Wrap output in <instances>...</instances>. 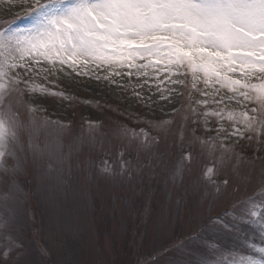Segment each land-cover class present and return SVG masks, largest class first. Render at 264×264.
I'll list each match as a JSON object with an SVG mask.
<instances>
[{"label": "snow or ice", "instance_id": "6c2138e0", "mask_svg": "<svg viewBox=\"0 0 264 264\" xmlns=\"http://www.w3.org/2000/svg\"><path fill=\"white\" fill-rule=\"evenodd\" d=\"M0 6L10 13L23 11L22 17L0 25V173L15 177L22 168L16 149L24 151L19 135L26 127L19 99L24 92L33 100L49 95L63 99L65 93L53 91L50 85L88 77L114 85L120 94L131 89L127 97L131 107L139 102L155 111L158 95L170 108L165 113L168 116L181 113L184 93L180 89L190 80L191 123L200 124L202 118L205 130L216 133L213 140L219 141L223 154L230 153L238 141L255 144L251 160L260 162L264 174V157L259 154L264 149V0H0ZM21 20L30 23L18 27ZM193 95L199 98L192 99ZM30 119L36 128L52 129L54 138L41 145L30 136L29 153L46 159L47 173L61 176L70 154L63 152L59 137L70 124L49 118L37 121L34 115ZM181 121L175 138L181 147L165 173L173 183L184 182L185 170L193 160L191 152L182 147L189 116H182ZM213 121L215 128L209 127ZM135 122L147 127L122 126V134L138 139L145 151L160 139L148 129L175 123L139 116ZM96 127L99 125L87 124L89 131ZM105 155L109 159L98 161L100 174H134L132 159L125 158L123 150L116 160L110 153ZM8 157L14 163L9 164ZM224 158L220 157L221 165ZM235 159L239 163L248 157L235 154ZM155 160L150 157L145 164L149 171ZM217 163L212 161L202 171L203 182L211 188L209 197L218 196L229 183L227 178H216L221 170ZM12 183V193L2 198L5 202L17 196L14 179ZM15 203L13 208L5 203L0 213V236L4 237L0 264H13L12 256L18 251L9 233L23 212L18 198ZM211 222L218 236L204 240L203 251L189 250V258L182 264H264V190L212 217ZM203 231L201 228L188 239L200 241ZM226 237L238 239L239 247L223 243ZM176 246L187 247L182 240Z\"/></svg>", "mask_w": 264, "mask_h": 264}, {"label": "rangeland", "instance_id": "374dc122", "mask_svg": "<svg viewBox=\"0 0 264 264\" xmlns=\"http://www.w3.org/2000/svg\"><path fill=\"white\" fill-rule=\"evenodd\" d=\"M18 16H23L22 10L10 13L0 6V25L17 20ZM28 23L21 20L17 26L23 28ZM186 84L187 87L180 89L184 100L177 116L165 114L170 108L158 95L155 111L139 102L131 107L127 98L131 89L120 94L114 85L88 77L57 80L55 85H50L53 91L65 93L63 99L49 95L33 100L24 92L19 98L21 117L26 125L19 133L24 151L16 149L23 161L22 168L15 177L0 173V213L4 212L5 203L9 208L15 207L17 198L23 208L9 230L18 247L12 256L13 264H182L189 258V250L203 251L202 242L218 236L212 217L230 211L239 202L264 190L260 162L245 159L237 163L235 159V154L242 150L252 157L256 145L238 141L230 153H221L219 141L213 140L216 133L205 130L202 118L200 124L191 123L190 80ZM30 108L42 111L29 113ZM32 115L37 121L49 118L70 124L59 137L63 152L70 154L61 176L47 173L44 170L46 159L33 158L28 151L30 136L41 145L54 138L52 129L33 125ZM184 115L189 116V121L185 124L182 147L191 152L193 160L185 170L184 182L173 183L165 173L171 169L181 147L175 138ZM138 116L175 123L171 127L148 129L160 139L145 151L138 139L122 134V126L147 127L135 122ZM89 122L99 127L89 131ZM81 126H84L83 133ZM209 127L217 125L213 121ZM121 150L125 158L132 159V176L97 172L98 161L109 159L105 153L116 160ZM259 154L264 157V149ZM25 156L28 159L24 160ZM221 156L225 157L222 165ZM150 157L156 158L152 171L145 167ZM7 159L9 164L14 163L11 157ZM214 160L221 169L216 178H227L229 183L218 196L209 197L211 188L203 182L202 171L206 165L212 166ZM13 179L17 196H10L5 202L2 198L12 193ZM201 228L204 229L201 240L190 241L188 238ZM181 240L185 241L186 249L176 246ZM3 243L4 237L0 236V246ZM223 243L239 247L240 241L226 237Z\"/></svg>", "mask_w": 264, "mask_h": 264}, {"label": "bare ground", "instance_id": "6f19581e", "mask_svg": "<svg viewBox=\"0 0 264 264\" xmlns=\"http://www.w3.org/2000/svg\"><path fill=\"white\" fill-rule=\"evenodd\" d=\"M28 25H29V23H28V24H25L24 27H26V26H28ZM24 27H23V28H24Z\"/></svg>", "mask_w": 264, "mask_h": 264}]
</instances>
